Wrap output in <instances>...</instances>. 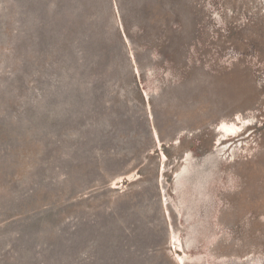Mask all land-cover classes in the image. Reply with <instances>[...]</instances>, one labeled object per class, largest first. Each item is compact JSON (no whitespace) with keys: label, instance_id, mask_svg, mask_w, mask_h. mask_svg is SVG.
I'll list each match as a JSON object with an SVG mask.
<instances>
[{"label":"rangeland","instance_id":"1","mask_svg":"<svg viewBox=\"0 0 264 264\" xmlns=\"http://www.w3.org/2000/svg\"><path fill=\"white\" fill-rule=\"evenodd\" d=\"M0 264H264V0H0Z\"/></svg>","mask_w":264,"mask_h":264},{"label":"bare ground","instance_id":"2","mask_svg":"<svg viewBox=\"0 0 264 264\" xmlns=\"http://www.w3.org/2000/svg\"><path fill=\"white\" fill-rule=\"evenodd\" d=\"M149 70L151 71V68H149ZM222 120H223V122L220 125V131H221L220 134L222 136L221 139H223V141L224 140L228 141V144H230L229 148L227 149V151H228L232 148V145H233V144H231L230 139H232L233 137L238 135L240 133V131H242L241 130V123L238 122L237 120H235L233 122H227L226 119H222ZM218 141H219V139H218ZM232 154H233V152L231 153V155ZM182 260H183V258H182Z\"/></svg>","mask_w":264,"mask_h":264}]
</instances>
